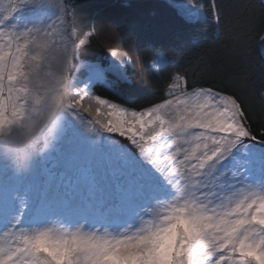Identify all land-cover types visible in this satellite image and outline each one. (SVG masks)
Returning a JSON list of instances; mask_svg holds the SVG:
<instances>
[{"label":"snow or ice","instance_id":"obj_1","mask_svg":"<svg viewBox=\"0 0 264 264\" xmlns=\"http://www.w3.org/2000/svg\"><path fill=\"white\" fill-rule=\"evenodd\" d=\"M188 4L195 22L205 5ZM208 9L219 24L217 0ZM76 21L75 0L0 2V140L43 136L58 119L29 172L0 159V264H264V129L250 108L151 43L168 98L140 110L102 98L98 84L122 96L116 81L135 82L131 55L87 60L99 34Z\"/></svg>","mask_w":264,"mask_h":264},{"label":"trees","instance_id":"obj_2","mask_svg":"<svg viewBox=\"0 0 264 264\" xmlns=\"http://www.w3.org/2000/svg\"><path fill=\"white\" fill-rule=\"evenodd\" d=\"M203 3V16L188 22L169 0H75L78 27L87 25L90 30L92 25L97 29L114 23L121 47L133 51L132 66L126 70L135 82L129 85L116 81L122 96L102 84L95 86V94L137 110L167 98V72L158 75L149 66L151 43L174 57L176 67L187 70L197 82L207 86L209 76L202 74L210 73L220 88L236 94L250 108L253 129H264V102L256 94L264 87V55L252 59L256 42L264 36V0H217L222 17L219 24L208 9L209 0ZM108 47L105 40L93 36L85 58L108 65ZM130 97L138 103L128 104Z\"/></svg>","mask_w":264,"mask_h":264},{"label":"clouds","instance_id":"obj_3","mask_svg":"<svg viewBox=\"0 0 264 264\" xmlns=\"http://www.w3.org/2000/svg\"><path fill=\"white\" fill-rule=\"evenodd\" d=\"M89 31H92V29ZM96 32L99 34L98 38L103 40L115 39L120 35L119 29L111 22L101 25L96 29ZM81 51L83 52L84 49H81ZM57 91L56 87L53 86L50 96V103L53 106H55ZM56 128H58V119L52 121L48 132L43 136L39 131H35L31 135L17 134L7 141L0 140V159L6 160L13 170L19 174L29 172L35 160L52 147Z\"/></svg>","mask_w":264,"mask_h":264},{"label":"rangeland","instance_id":"obj_4","mask_svg":"<svg viewBox=\"0 0 264 264\" xmlns=\"http://www.w3.org/2000/svg\"><path fill=\"white\" fill-rule=\"evenodd\" d=\"M171 2H174L176 4V6L179 8L180 12L182 14H184L186 16V13L190 10V5L188 4V0H169ZM0 2L6 4L7 3V0H0ZM49 3H51L52 5H55L58 0H48ZM48 14L51 15V16H55L56 14V8L55 7H52L51 9L48 10ZM197 17L198 19L201 18L203 16V9L200 10L197 14ZM57 38L56 37H53V40H56ZM108 44L109 47H115V48H118L120 50H126L129 52V54L131 55V63L128 65V66H132V61H133V51L132 50H129V49H125V48H122L121 45L119 44L118 42V39L115 38V39H110V40H105ZM111 58V57H110ZM112 59V58H111ZM56 68H58V65H53V69L51 70H55ZM46 71L49 70V69H45ZM73 75H75V73H73ZM82 76V74H81ZM45 83H47V81H45ZM168 98V97H167Z\"/></svg>","mask_w":264,"mask_h":264}]
</instances>
